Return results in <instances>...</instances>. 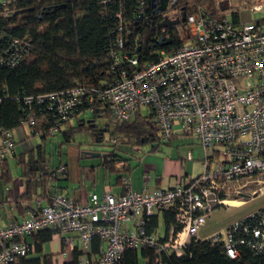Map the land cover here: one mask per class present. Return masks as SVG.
Returning <instances> with one entry per match:
<instances>
[{"label":"built area","instance_id":"1","mask_svg":"<svg viewBox=\"0 0 264 264\" xmlns=\"http://www.w3.org/2000/svg\"><path fill=\"white\" fill-rule=\"evenodd\" d=\"M14 1L1 0L0 8L7 12ZM136 1L135 16L141 19L146 0ZM263 3L253 9L261 11ZM116 16L120 24L111 30L114 38L108 48L112 80L105 87L77 84L63 91L25 95L24 104L37 103L56 117L51 135L83 106L92 112L95 104L107 103L116 121H127L144 109L153 114L160 143L174 135L200 141L202 171L186 182L153 190L132 188L125 175L121 193H92L86 201L53 188L45 203L39 200L37 209L27 210L21 220L0 223V264H19L32 247L26 238L49 228L60 237L72 234L65 242L70 249L81 244L77 264H122L128 250L149 251L143 264H167L165 254L183 255L192 240H200L198 232L213 211L231 206L225 201L233 187L264 176V18L231 19L219 5L199 6L186 16L184 43L172 51L157 49L156 58L140 66L137 55L126 48L122 13ZM29 48L25 38L0 31V67H15ZM35 120L31 111L19 127L32 129ZM14 147L12 131H3L0 163ZM45 172L57 178L67 173V167L44 165L41 174ZM144 177L147 181L149 176ZM165 210H173L175 223L160 236L149 227ZM94 238L102 244L97 262L92 258ZM207 239L221 243L229 258H237L244 244L261 252L264 212L254 222L237 221Z\"/></svg>","mask_w":264,"mask_h":264},{"label":"trees","instance_id":"2","mask_svg":"<svg viewBox=\"0 0 264 264\" xmlns=\"http://www.w3.org/2000/svg\"><path fill=\"white\" fill-rule=\"evenodd\" d=\"M104 1L15 0L7 12L0 8V31L5 35L25 38L30 44L29 52L18 65L0 67V135L3 131L18 128L27 119L29 112L33 111L36 124L32 127V132H41L42 139L51 136L50 129L56 117L51 112L42 110L43 107L37 103L24 104L25 95L63 91L77 84L103 88L112 80L108 48L114 38L111 30H116L120 24V19L116 16L118 11L123 16L126 48L137 55L140 66L154 60L157 49L172 51L184 43L178 37L172 39L170 45L152 47L156 36L162 31L157 28L158 13H153L151 0H146L145 13L141 19L135 16L136 0ZM215 1L183 0L187 14L203 5L214 9ZM237 14L234 12L235 19ZM87 109V106H83L80 114L73 117L79 118L81 113L88 116L77 119L76 125L70 124L71 119L64 122L60 129L63 144L73 141L76 132L87 129L97 143L103 141L105 133L109 132L123 145L151 143L153 150L159 149L160 144L155 143L158 140L153 114L137 111L127 121H116L107 103L95 104L92 112ZM87 112L90 114H84ZM99 119L102 120L100 124L97 122ZM115 151L113 149L107 153V164L114 162L117 156ZM129 171L126 166L122 169L123 173ZM30 173L34 174L33 165ZM263 212L264 209L242 221L254 222L259 213ZM163 222L168 231L170 225L175 223L173 210L164 211ZM155 226L157 218L154 217L149 230ZM45 230L39 232L44 233L42 241L50 239L56 232ZM94 240L95 250L99 248L100 252L101 241L99 238ZM239 251L237 258H229L223 253L221 243L200 239L192 240L183 255L165 254L163 260L167 264H264V250L257 252L244 244L239 246ZM136 254L133 250L126 251L122 264H138ZM149 254V251L142 252L143 256ZM26 258L19 264H40L38 259ZM70 264H77V258Z\"/></svg>","mask_w":264,"mask_h":264},{"label":"crops","instance_id":"3","mask_svg":"<svg viewBox=\"0 0 264 264\" xmlns=\"http://www.w3.org/2000/svg\"><path fill=\"white\" fill-rule=\"evenodd\" d=\"M84 114L90 113L87 112ZM85 117L88 116L81 113L79 118H72L70 120V124L76 125L77 119ZM12 134L15 141L14 152L0 163L1 224H6L12 220H21L27 215V210L37 209L38 201L43 200V203H45L47 192L53 188H56L58 191L62 192L65 195L75 197L78 201H86L92 193H121L124 189L122 184V177L125 175L130 176L132 188L137 190H142L143 188L147 190H153L156 188H168L178 183L186 182L187 180L199 175L202 171L201 170L196 175H192L191 171L187 170V164L183 162V159H181L180 157L176 159L170 158L163 160L162 174L160 173L153 178L150 171L152 165L150 163H145V160H147V158L149 160L155 156L147 155L143 159V163L146 164L143 174L140 177L134 176V178L131 174V164L128 162L130 158L126 156V153L129 150L126 146L129 147V145H122L119 150H116L115 153L117 156L115 157L114 162H109V164L106 163V161H109V158H107V153H105L101 160L92 165H82V163L79 162V170L78 168H71L68 163H64L62 160H60L57 164L52 165L51 162L44 159L42 143L47 138L54 139L57 137H61V131L48 136L46 139H42L41 132L37 131V134H35L32 132V129H30V127L23 126L13 129ZM185 136L188 135H174L165 143H168L169 145L171 144V141L173 139H182ZM198 146L201 148L200 145ZM159 149L157 151H159ZM36 151L38 153L37 157L35 155ZM90 153L96 152H84L83 154H81V156L87 157L90 156L88 155ZM122 153L125 155L123 156ZM202 155L198 157V161L200 164ZM142 158L139 159L142 160ZM156 158H158V156ZM187 159H194L191 152H188ZM60 164L66 165V174L61 175L57 178L51 177L47 172L41 174V169L44 165H48L49 167H56ZM32 165L34 166V174L30 173V167ZM125 166L130 170L128 173L122 172V169ZM153 167L154 169H157L156 166L153 165ZM35 174L36 177L34 178ZM147 175L149 177L148 180L145 181L144 176ZM155 218H157V226H155L154 228L156 232L160 236H162L165 234V232H167L163 222L164 211L158 212ZM160 224L163 225L164 234L162 235L160 234ZM71 235L72 234L62 235L60 237L55 232L52 234V237L50 239L45 241H42L44 233L40 234L38 232L33 236H28L26 238V241L29 242L32 247L26 259H38L40 261V264H70L75 258L79 260L81 254L78 247H80L81 244L77 243V248L72 250L65 243L66 237ZM94 246L95 240L92 241L91 250L92 258L95 260V262H97L100 258V252L99 248L96 251ZM99 247H102L101 243ZM139 254H141V256L143 257L142 253L136 254L138 258V264Z\"/></svg>","mask_w":264,"mask_h":264},{"label":"rangeland","instance_id":"4","mask_svg":"<svg viewBox=\"0 0 264 264\" xmlns=\"http://www.w3.org/2000/svg\"><path fill=\"white\" fill-rule=\"evenodd\" d=\"M263 1L264 0H216L215 6L217 7L219 5L220 8H226V13L231 19H235L234 12H237L238 19L244 21L259 20L264 18V3L261 11L254 10L253 5L262 3ZM201 7L209 8L206 5ZM186 34L187 32L185 31V28L182 29L181 37L185 38ZM141 112L143 114H148V112L144 109L141 110ZM97 122L100 124L102 123V120L99 119ZM61 137L54 139L47 138L43 141L42 149L44 159L51 162L52 165L57 164L60 160H62L64 163H68L71 168H78V170L79 162H81L82 165H92L101 160L105 153H108L112 149L119 150V148L123 145L118 141L114 143L113 140L109 141L113 137L109 132L105 133L103 141L97 143L94 141L92 134L89 133L87 129L76 132L74 134L73 141L68 143L63 144ZM155 143H159L161 145L159 151L153 150L151 143L139 146H126L129 149L126 156L130 158L128 162L131 164V174L133 177H140L143 174L144 167L146 165L143 163V159L147 155L155 156L149 160L148 158L145 160V163H150L152 165L150 171L153 178L160 173L162 174L163 160L170 158L176 159L180 157L183 159V162L187 164V170L191 171L192 175H196L202 170L198 157L201 156L203 152L198 146L200 143L197 138L188 135L182 139H173L169 145L168 143L162 144L159 141H156ZM84 152L101 153V156L82 157L81 154ZM188 152L193 154V160L187 159ZM37 154L38 153L36 151V157ZM122 155L124 156L125 154L122 153ZM157 156L158 158H156ZM139 158H142V160ZM153 165L156 166L157 169H154ZM230 194L231 195L228 196V200L226 201L234 202H230L231 206L217 207L213 211L198 232L200 239H207L215 233L223 232L235 222L264 209V176L242 181L240 184L232 188ZM160 225V234L162 235L164 234L163 225ZM139 264H143L141 254H139Z\"/></svg>","mask_w":264,"mask_h":264},{"label":"flooded vegetation","instance_id":"5","mask_svg":"<svg viewBox=\"0 0 264 264\" xmlns=\"http://www.w3.org/2000/svg\"><path fill=\"white\" fill-rule=\"evenodd\" d=\"M186 16L187 9L183 0H169L165 5V9L156 15V25L164 19H167V21H177V23L169 25L161 31H164L171 39L181 38L182 29L185 27Z\"/></svg>","mask_w":264,"mask_h":264},{"label":"water","instance_id":"6","mask_svg":"<svg viewBox=\"0 0 264 264\" xmlns=\"http://www.w3.org/2000/svg\"><path fill=\"white\" fill-rule=\"evenodd\" d=\"M168 3V0H151V6L154 8L153 13H159L165 9V5ZM159 4V5H158ZM156 7V8H155ZM177 21H167V19H164L162 22H160L157 25V28L162 30L169 25L175 24ZM172 43V39L166 35L164 31L160 33L154 44L152 45L153 48H155L156 45L158 46H166ZM137 52H139V48L137 49ZM90 156H98L101 155V153H90L88 154ZM105 155V154H104Z\"/></svg>","mask_w":264,"mask_h":264},{"label":"bare ground","instance_id":"7","mask_svg":"<svg viewBox=\"0 0 264 264\" xmlns=\"http://www.w3.org/2000/svg\"><path fill=\"white\" fill-rule=\"evenodd\" d=\"M226 202H227V201H226ZM230 202H232V203H233L234 201H228L227 203H230Z\"/></svg>","mask_w":264,"mask_h":264}]
</instances>
